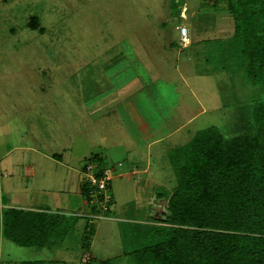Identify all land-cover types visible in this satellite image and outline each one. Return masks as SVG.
Listing matches in <instances>:
<instances>
[{"label":"rangeland","instance_id":"1","mask_svg":"<svg viewBox=\"0 0 264 264\" xmlns=\"http://www.w3.org/2000/svg\"><path fill=\"white\" fill-rule=\"evenodd\" d=\"M228 1L0 0V193L11 205H50L69 219L51 245L40 232L28 235L32 246L1 237L0 264H134L148 229L166 224L169 197L159 192L172 193L184 158L174 148L208 127L227 140L255 134L248 112L263 96L216 40L233 33ZM130 103L152 132L143 143ZM42 152L62 154L71 178L49 164L39 176ZM91 162L114 167L108 215L96 216L76 191ZM89 208V219L78 215Z\"/></svg>","mask_w":264,"mask_h":264},{"label":"trees","instance_id":"2","mask_svg":"<svg viewBox=\"0 0 264 264\" xmlns=\"http://www.w3.org/2000/svg\"><path fill=\"white\" fill-rule=\"evenodd\" d=\"M228 10L233 33L216 40L219 51L229 54L226 60L236 59L243 79L263 96L248 112L255 134L227 140L217 127H208L174 148L184 158L172 193L159 192L169 197L166 224L148 229L151 240L134 264H264V0H229ZM82 189L89 202V186L83 183ZM48 216L5 209V234L20 244H36L28 235L36 237Z\"/></svg>","mask_w":264,"mask_h":264},{"label":"crops","instance_id":"3","mask_svg":"<svg viewBox=\"0 0 264 264\" xmlns=\"http://www.w3.org/2000/svg\"><path fill=\"white\" fill-rule=\"evenodd\" d=\"M129 112L131 113L134 121H135V125H137V127L139 128V131H140V137L143 136L144 137H141L142 138H146L148 139L149 135L151 136L152 135V132L150 133V130H149V123H148V120L145 118V116L142 114L141 112V109L139 107L138 104L135 103V105L131 107V103H130V109H129ZM150 133V134H149ZM164 136H160V137H156V138H153L150 142H148L149 145H147V147H152V145L154 143H159L161 141H164ZM140 143H143V139L142 140H139ZM150 152V150H149ZM39 162H40V168H39V176H42V169H41V164L42 166L46 167L48 164L51 166V167H54L55 170L57 171L56 169V166L59 165L61 167H64L66 170H67V176L69 175L70 177V173L72 172L73 170V167L68 164V163H65L62 159V154H54V156L52 155H49L48 153H40V158H39ZM69 165V166H68ZM31 169H28V172L33 175L35 177L37 171V165L34 164V165H31L30 166ZM78 170V169H77ZM38 171V172H39ZM82 171L83 169L81 168L79 170V174H80V184L79 186L77 187V193L81 195V198L83 199V201H87V198H86V195L83 193V189H82ZM5 175H7V172L5 171ZM0 177H1V173H0ZM71 178V177H70ZM66 183H67V179H65ZM10 199L9 198H6L4 195L1 196V193H0V205L2 206V203L3 205L5 206V209H8V208H15V209H20V210H25V211H33V212H44L46 214H48L49 216L46 217L43 221V226L40 225L36 230L38 232H40L41 234H43L45 236V238H47L49 235L52 237V235H57V234H61L62 236L64 235V233L62 232V229L64 227L65 224H67L66 222L69 221L68 218H65V216L63 215V213L61 212H58V211H53L52 207L50 205H31V204H28L27 202L24 203V199L21 200L20 203H18V205H11V202L9 201ZM69 206H71V203H69L68 205H66L65 207H60V206H57L56 205V209H64V208H69ZM88 207V206H86ZM90 207V206H89ZM1 209V208H0ZM91 211L93 210H90V208L88 210H85L83 211V213H80L78 215L80 216H85L89 219L90 217V213ZM3 213V211L1 212V214ZM93 225V223H89L88 225ZM69 227V225H67ZM86 229H87V224L85 225ZM57 228H59L57 230ZM68 229V228H67ZM67 229H64L65 233L67 231ZM61 230V231H59ZM38 236L39 234L36 233ZM1 237H6V234H5V226L3 225V222L2 220L0 221V240H1ZM10 239V238H8ZM52 239V241L54 243L56 242H59L60 240H57V238L55 237V239L52 237L50 239H47L46 242H43L44 245H51L52 243L49 242L50 240ZM13 241V240H12ZM49 242V243H48ZM32 246V245H31ZM91 252V250L89 251ZM36 260V259H34ZM39 260H42V259H39ZM55 260V259H54ZM46 261V260H44ZM56 263H53V264H66L65 261H62L61 260H58L56 259L55 260ZM106 261V260H105Z\"/></svg>","mask_w":264,"mask_h":264},{"label":"built area","instance_id":"4","mask_svg":"<svg viewBox=\"0 0 264 264\" xmlns=\"http://www.w3.org/2000/svg\"><path fill=\"white\" fill-rule=\"evenodd\" d=\"M182 13L180 12V16L185 19L187 8L183 6L181 8ZM180 44L183 47H186L191 44V33L190 28L185 23L180 25ZM93 163H89L84 167L83 170V179L84 183L89 186V202L92 203V208L101 211L102 215L96 216H104L108 215L111 210V204L114 200L113 193L111 191V171L114 167L98 169L95 166L93 167ZM121 165V164H119ZM93 167V168H92ZM136 171V168H133ZM139 171V170H137ZM100 172V173H99ZM98 212V213H99Z\"/></svg>","mask_w":264,"mask_h":264}]
</instances>
